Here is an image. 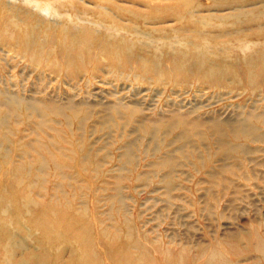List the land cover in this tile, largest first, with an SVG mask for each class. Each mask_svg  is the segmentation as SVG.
<instances>
[{"label": "rangeland", "instance_id": "obj_1", "mask_svg": "<svg viewBox=\"0 0 264 264\" xmlns=\"http://www.w3.org/2000/svg\"><path fill=\"white\" fill-rule=\"evenodd\" d=\"M0 264H264V0H0Z\"/></svg>", "mask_w": 264, "mask_h": 264}]
</instances>
